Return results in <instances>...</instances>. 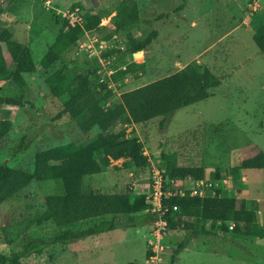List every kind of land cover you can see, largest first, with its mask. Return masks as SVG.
Segmentation results:
<instances>
[{"label": "rangeland", "instance_id": "374dc122", "mask_svg": "<svg viewBox=\"0 0 264 264\" xmlns=\"http://www.w3.org/2000/svg\"><path fill=\"white\" fill-rule=\"evenodd\" d=\"M49 2L50 6H47L45 0H16L11 6L5 7L4 14L0 17V31L6 28L4 19L9 17L12 23L11 40L30 44L32 59L37 65L40 61L37 54L45 51L60 30L63 23L61 12L76 6L83 12L99 15L102 19H113L122 0ZM135 2L139 23L128 31V36L139 40L146 38L152 31H156L157 35L142 53L106 59L108 64L104 67V73L101 72V61L103 63L104 59H100V67L92 79V87L95 92L101 93L98 103L107 111L104 121L84 134L66 115V118L56 119L55 116L62 110L64 98H55L45 83L51 73L62 67V62L71 71L80 72L89 55L91 60L111 51L112 47L119 51L126 48V34L117 36L107 47L106 41L100 42L101 39L96 37L104 38L105 34L101 31H89L84 36L89 47L88 54L79 49V44L76 43L48 71L24 76L28 83L23 91L25 105L23 112L20 110L22 117L13 126L11 123L9 134L0 144V164L32 172L34 156L39 151L65 144L79 146L101 131L125 129L127 139H137L142 144L143 156L147 158L148 164L138 170L121 168L123 160L112 162L113 166L103 170L101 174L84 178V194L129 191L146 196L150 169L164 170L165 163L169 161L178 166L203 167L204 179L208 181L217 172L219 180L223 181L221 191L229 197H238L235 191L240 193L242 190L238 182L241 163L259 151L264 153V57L252 40L256 27L264 24V0ZM162 14H168V17L158 19ZM102 19L100 26L108 24ZM94 39L97 43H94ZM3 53L7 57L4 46ZM132 62L143 64L144 70L126 77L113 78L119 70ZM188 65L198 69L208 68L219 78L221 85L213 92L212 97L167 116L163 130L159 127L163 120L160 117L137 125H123L119 122L125 114L120 101L121 94L178 72ZM0 114L2 118L12 120L10 109L2 108ZM62 119H65L61 122L64 125L59 126L57 120ZM25 133V151L12 158V152ZM250 173L251 178L257 182L260 176H264V170H250ZM187 181L175 182L176 193L194 188V184ZM202 190L207 196H212L216 191L205 187ZM63 193L59 180L33 181L0 206V253L4 257L20 251L21 242L26 235L46 239L57 231L51 223L35 225L34 219L36 214L43 211L46 196ZM261 193L264 196L263 190ZM256 207L258 208L257 205ZM257 218L258 224H264L263 207L257 213ZM152 225L118 229L65 246H49L41 255L23 258L20 264H160L162 257L172 252L182 240L183 233L166 232L162 238L164 245H161L162 249L158 254L161 260L151 261V250L143 234L149 236L150 243H153ZM218 234L222 233L215 231L210 235ZM227 235L240 237L229 233ZM260 241L262 240L256 239L248 243L245 240L248 244L242 243L241 246L258 258L261 254L264 255V241ZM235 252L239 253V257L247 259L245 253ZM203 262L198 256H185L180 264Z\"/></svg>", "mask_w": 264, "mask_h": 264}, {"label": "trees", "instance_id": "16d2710c", "mask_svg": "<svg viewBox=\"0 0 264 264\" xmlns=\"http://www.w3.org/2000/svg\"><path fill=\"white\" fill-rule=\"evenodd\" d=\"M15 1L0 0V17L4 14L5 7L11 6ZM163 17H168V14H162L158 19ZM101 19L99 15L85 12H83L81 26L62 19L60 30L40 59L38 69L35 67L30 50L12 41L11 33L6 28H2L3 30L0 31V82H11L17 90V96L15 98L0 97V111L5 106L24 107L23 91L27 84L24 76L48 71L61 60L63 53L84 40L85 33L89 31H101L105 34L104 38L99 39L106 41L107 47L116 36L127 35L125 50L119 51L114 49L116 47H112L111 51L101 54L104 60L118 55L127 57L142 53L157 35L156 31H152L146 38L139 40L128 36V31L139 23L135 0H122L118 13L111 19L112 30L101 27ZM252 40L264 57V24L256 27ZM3 46L7 57L4 56ZM99 67L96 57L91 60L87 57L80 72H74L62 66L45 79L54 97L64 98L62 110L55 118L61 119L66 115L84 134L100 125L107 116V111L98 103L101 93L95 92L92 87V79ZM143 70V64L132 62L119 70L113 78L126 77ZM220 85L219 78L208 68L198 69L188 65L178 72L121 94L120 101L125 114L119 122L123 125H137L160 117L163 120L159 127L163 130L164 119L167 116L207 100L213 96V92ZM10 130L11 122L2 118L0 114V144ZM26 145L25 133L12 152V158L22 154ZM143 149L137 139L126 138L125 129L101 131L79 146L65 144L37 152L34 156L32 172L0 164V206L23 191L33 181L59 180L64 191L62 195L46 196L43 211L36 214L34 219L35 225L51 223L57 231L46 239L24 236L20 251L7 257L0 253V264H20L23 258L41 255L42 251L49 246H65L118 229L149 226L156 222L158 217L147 211L148 204L144 195L129 191L113 194L82 192L83 178L100 174L109 168L112 162L123 160L121 164L123 169L139 170L146 167L148 160L143 156ZM239 168L264 170V153L259 151L245 159ZM163 172V177L167 181H184L186 178L200 181L205 177L203 167L178 166L175 162L169 161L165 163ZM210 178L211 181L220 179L217 172ZM162 204L166 211L161 218L165 221L167 229L171 232L181 231L183 238L170 255L163 256L160 264H175L179 253L192 239L210 235L215 231L240 237L264 239V226L258 225L255 203L229 197L221 189H216L212 196L202 198L189 195L169 196L163 200ZM173 207H177V211H172ZM231 224L233 228L230 230Z\"/></svg>", "mask_w": 264, "mask_h": 264}, {"label": "crops", "instance_id": "0c3cea01", "mask_svg": "<svg viewBox=\"0 0 264 264\" xmlns=\"http://www.w3.org/2000/svg\"><path fill=\"white\" fill-rule=\"evenodd\" d=\"M102 20L108 22V24H102L101 27L105 28L106 30H112L113 29V26L110 23L111 18H103ZM4 22L6 23V26H5L6 29L12 34V23H11V20L9 19V17L6 16L4 19ZM118 36H122V34H120ZM96 37L98 39L100 38L98 36H96ZM100 42L104 43V40H101ZM17 43H20L21 45L27 47L30 50L31 55L33 56V52H32L30 44H28L27 42H22V41H18ZM51 44L47 45L45 51L42 54H40V55L37 54V57H39L41 59L44 56V54L47 52V49L51 46ZM69 51L71 52V50H69ZM65 54H68V53L65 52L63 56H66ZM34 64H35V67L38 69L39 65H37L36 63H34ZM65 65H66L65 62L61 63V66H65ZM38 73L39 72H37L36 74H38ZM25 80L28 83L27 79H25ZM16 96H17V91H16V89H14L11 82H9V81L0 82V97L15 98ZM4 108H6V110L7 109L11 110L10 117H12V120H10V119L9 120L11 121L12 126H13L14 122L15 121L17 122L18 118L22 117L20 110H22V112H23L24 108L23 107H13V106H5ZM57 121L60 122V123L59 122L57 123V124H59V126H63L64 124L61 122L65 121V119L57 120ZM57 121H55V123ZM246 172H248V173H246ZM250 175H251L250 170H246V169L240 170L238 182H239L240 188L242 190L240 193L238 192V190H236L235 193H236V195H238V197L233 196V198H236V197L238 199L242 198L246 201H251V202L255 203V205L258 206L257 213L259 214L261 207H263V210H264V196L261 193L262 190L264 191V176H260V179L257 182L255 180H253ZM88 177H90V176H86L84 178H88ZM84 178H83V180H84ZM187 180L191 181V178H186L184 181H187ZM190 183H192V182H190ZM145 187H147V185H145ZM134 188L136 189L137 186H135ZM258 225L260 227L264 226V224L262 222L259 223ZM140 234L142 235L141 231H140ZM143 238L145 239V241L148 244L151 242V238L149 236L143 234ZM256 239L257 238H252V237H239V238L238 237H231V236H228L227 234H223V233L218 234V235H207V236H201L198 238H194L179 253V255L177 256V260H176L175 264H180L182 258L185 256H187V257L198 256V257H200V259L202 261H204L203 264H264V255L263 254H261L258 258H256V256H254L251 253H248L247 249L246 248L244 249V247L241 246L242 243L248 244L250 242L255 241ZM163 240L160 243L161 245H164ZM245 240H247L248 243L247 242L245 243ZM258 240L264 241V239H258ZM262 241H260V242H262ZM235 251H241L242 253H245L244 255L247 257V259L244 257H239L238 256L239 253L238 252L236 253ZM170 254H171V252H169V254H167V256ZM164 256H166V255H164ZM158 259L161 260L159 257H158ZM183 264H185V263H183Z\"/></svg>", "mask_w": 264, "mask_h": 264}, {"label": "built area", "instance_id": "2783aa9c", "mask_svg": "<svg viewBox=\"0 0 264 264\" xmlns=\"http://www.w3.org/2000/svg\"><path fill=\"white\" fill-rule=\"evenodd\" d=\"M45 3L47 4V6H50V2L49 0H45ZM61 18L63 20H66L68 22H70L71 24H76L81 26L83 24V11L79 8V7H75V8H69L67 10H65L64 12H61ZM86 35V33H85ZM94 43L96 42V39H94ZM79 49L84 50V52H86L88 54L89 52V47L86 44V41L81 40L79 41ZM100 43H98L99 45ZM90 57V55H89ZM88 57V58H89ZM98 59V61H100V59L103 60V58L100 57H96ZM104 62L102 63L101 61V72H105L104 71V67H106L107 60H103ZM100 65V63H99ZM109 70V69H108ZM111 72H109L108 75H110ZM100 82H103L100 81ZM146 153V152H145ZM163 170L159 169V168H151L150 169V177H149V184H148V189H147V195L145 196V200L148 204V212L151 214H154L158 217V219L156 220V222H154V224L152 225L151 229H152V235L154 238V242L153 243H149V247L151 250V256H150V260L154 261V260H159L158 259V254H159V250L162 249L161 247V241L163 238V235L166 234V232L168 231L166 223L164 220H162L161 216L163 215V213L166 211V208L163 206L162 202L164 199H166L169 196H185V195H189L190 197H206L207 194L205 193L204 190H202L203 187L207 188V189H221L223 190V181L221 180H217V181H208V180H200V181H194L191 179L190 182H192L194 184V188H190L187 191H179V193H176V189L174 188V184L176 181H167L164 177H163ZM217 183H219V185H217ZM172 211H177V207H173ZM233 228V225L231 224L229 226V229L231 230Z\"/></svg>", "mask_w": 264, "mask_h": 264}]
</instances>
